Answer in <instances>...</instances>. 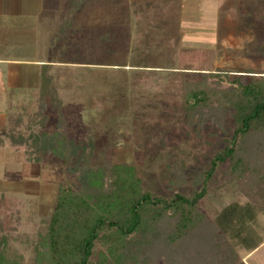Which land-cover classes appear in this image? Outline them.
I'll use <instances>...</instances> for the list:
<instances>
[{"label":"trees","instance_id":"trees-1","mask_svg":"<svg viewBox=\"0 0 264 264\" xmlns=\"http://www.w3.org/2000/svg\"><path fill=\"white\" fill-rule=\"evenodd\" d=\"M83 1L73 0L64 10L50 37L49 58L57 43L68 37ZM248 10L250 16L239 15L238 32L257 26L264 35V0L248 4ZM235 52L264 58V37L253 38ZM202 54L185 49L176 53L179 65L194 67L185 72L174 109L182 135L146 154L140 165L142 170L148 166L152 172L172 174L171 183L180 187L186 170L200 166L193 189L169 197L145 189L129 162L105 157L99 165L86 167L75 161L79 146L69 135L65 101L49 72L53 60L40 65L35 86L8 93L0 147L21 151L30 163L59 166L62 174L51 211L29 232L18 230L20 196L0 192V264H152L148 256L157 247L170 252L175 264H246L240 252H251L264 241V218L259 216L264 217V71H208L201 68ZM140 66L150 67L146 62ZM19 93L21 103L14 104L11 98ZM132 113L138 122L136 111ZM227 118L231 135L218 147L217 131L225 130ZM211 125L217 131H211ZM220 165L245 179L248 198L230 202L209 217L201 199ZM200 232L204 240L198 238ZM97 245L104 250L95 256Z\"/></svg>","mask_w":264,"mask_h":264},{"label":"rangeland","instance_id":"rangeland-1","mask_svg":"<svg viewBox=\"0 0 264 264\" xmlns=\"http://www.w3.org/2000/svg\"><path fill=\"white\" fill-rule=\"evenodd\" d=\"M72 4L73 0H0V135L7 124L9 88L37 83L40 66H30L27 60H53L49 72L65 101L68 132L79 146L74 153L79 165L94 167L105 157L129 162L145 189L165 197L177 190L190 192L199 165L186 170L181 187L171 183L170 173L140 168L146 154L182 135L174 109L185 72L194 67L179 65L175 55L181 49L199 50L203 53L201 68L213 72L264 71V58L235 52L253 38L264 37L257 26L238 32L239 15L250 16L252 11H245L244 0H84L68 37L57 43L49 58L51 34ZM144 62L150 67L140 66ZM20 98L21 93L11 99L20 104ZM227 120L223 131H217L216 125L210 127L219 133L218 147L230 138L231 120ZM225 167L217 168L201 199V208L209 217L230 202L248 198L243 192L245 179L227 173ZM61 174L59 166L30 163L21 151L0 147V192L22 199L19 232L34 230L49 214ZM201 185L197 183L196 188ZM198 238L204 240L205 234L200 232ZM102 250L97 245L95 256ZM245 253L240 252L242 259ZM148 257L152 264H175L170 252L159 247ZM247 264H264V244Z\"/></svg>","mask_w":264,"mask_h":264},{"label":"crops","instance_id":"crops-1","mask_svg":"<svg viewBox=\"0 0 264 264\" xmlns=\"http://www.w3.org/2000/svg\"><path fill=\"white\" fill-rule=\"evenodd\" d=\"M237 1H239V0H235V2L237 3ZM257 1H259V0H244V2H245V5H243V7L244 8H246V6L248 5V4H251L252 2H257ZM237 7H239V5H237ZM40 12V11H39ZM220 31L219 30H217V34L219 33ZM27 62L29 63L28 65H32V66H35V65H41L42 63H43V60H32V59H30V60H27ZM38 63H40V64H38ZM26 64V63H25ZM39 66H37V68H39ZM16 85H13V86H11L10 88H9V90H8V93L11 91V90H13V89H20V88H28V87H31V86H25V87H15ZM7 96H8V94H7ZM264 244V241L255 249V250H257L259 247H261L262 245ZM255 250H253V251H251V252H246L245 253V255H244V257H243V259H244V261L246 262V264H247V261L249 260V258L253 255V253L255 252Z\"/></svg>","mask_w":264,"mask_h":264}]
</instances>
